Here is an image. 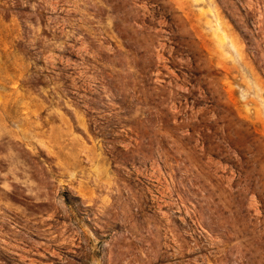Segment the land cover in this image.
<instances>
[{
  "label": "rangeland",
  "instance_id": "rangeland-1",
  "mask_svg": "<svg viewBox=\"0 0 264 264\" xmlns=\"http://www.w3.org/2000/svg\"><path fill=\"white\" fill-rule=\"evenodd\" d=\"M232 115L264 200V0H0V264H264Z\"/></svg>",
  "mask_w": 264,
  "mask_h": 264
},
{
  "label": "trees",
  "instance_id": "trees-1",
  "mask_svg": "<svg viewBox=\"0 0 264 264\" xmlns=\"http://www.w3.org/2000/svg\"><path fill=\"white\" fill-rule=\"evenodd\" d=\"M231 117H235V122L238 123H242L244 129H245V133H249L250 137H251V146L254 150V154L251 153H247L245 151L244 147H235L236 145L233 143L228 144L230 147H232L233 149H235V151L237 152V154L239 155L240 159H241V164L242 166L240 167L241 169L237 170V174L239 177V184L241 185V189H245V188H249L250 192H256V195L260 201V203L262 204V206H264V200L263 197H261L259 195L258 192V186L261 184L262 182V178L261 175L258 174V172L260 171V144H259V140L260 137L258 134H256V132L254 131V127L248 125L247 123L241 121L238 119V117H236V115H232ZM229 123H231L230 117L226 118L225 124L228 125ZM248 155H250V158H248ZM262 155V154H261ZM263 158V155H262ZM259 159V161H257ZM256 165V167L254 168L253 166ZM253 169H255V172L253 173ZM242 189V190H243ZM242 195V194H241Z\"/></svg>",
  "mask_w": 264,
  "mask_h": 264
}]
</instances>
